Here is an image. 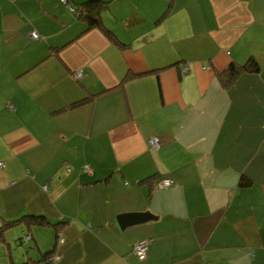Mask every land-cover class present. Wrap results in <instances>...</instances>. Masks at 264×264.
<instances>
[{
    "label": "crops",
    "instance_id": "0c3cea01",
    "mask_svg": "<svg viewBox=\"0 0 264 264\" xmlns=\"http://www.w3.org/2000/svg\"><path fill=\"white\" fill-rule=\"evenodd\" d=\"M99 1L0 0V264H264V0Z\"/></svg>",
    "mask_w": 264,
    "mask_h": 264
},
{
    "label": "trees",
    "instance_id": "16d2710c",
    "mask_svg": "<svg viewBox=\"0 0 264 264\" xmlns=\"http://www.w3.org/2000/svg\"><path fill=\"white\" fill-rule=\"evenodd\" d=\"M60 3L65 5V7H67L70 12L76 15L78 19L83 21L85 25V31H89L91 29H99L103 31L108 38L112 39L117 44H119L115 40V37L112 35V32L104 28V26L102 25L101 14L106 7V4L104 2H101L99 0H90V1L84 2L82 4H78V5H72V4L69 5L67 0H63V2L62 0H60ZM135 23L136 22L134 21V18L132 19L130 18L127 21L128 25H131V24L133 25ZM120 47H123V46L120 45ZM258 71H259V66L256 63V61L254 59H249L243 65H237V64L231 63L224 72L218 74V78L223 83V85L227 87V86H230L237 79L239 75L244 74V73L254 74V73H257ZM127 77L129 78V75ZM77 104H74V105H77ZM164 179H167V178H161L157 182V184L161 180H164ZM171 184H172V181H171ZM239 185L240 187H248L250 185V181L246 178H241ZM20 224H24L25 226L29 228L32 226L51 225L50 222L43 216L23 215L22 217L18 219L4 222L2 226L0 227V237L2 236L5 230L12 228L14 226L20 225ZM58 225L56 224L53 226L55 228ZM52 254L53 253L51 252L46 253L45 255L42 256V258L38 262L30 261L29 263H25V264H49L51 261H53L52 258H54Z\"/></svg>",
    "mask_w": 264,
    "mask_h": 264
},
{
    "label": "built area",
    "instance_id": "2783aa9c",
    "mask_svg": "<svg viewBox=\"0 0 264 264\" xmlns=\"http://www.w3.org/2000/svg\"><path fill=\"white\" fill-rule=\"evenodd\" d=\"M62 2H63V0H62ZM30 37L32 39H37L38 38V34L36 32H34V31H32L30 33ZM186 71H187V68L183 67L182 68V72H186ZM76 77H79V74H77ZM149 145H150V147H152L154 149L158 148V146H159L158 139L156 137L150 139L149 140ZM86 171L88 172V169H86ZM170 185H171V181L168 180V179H164V180H161L157 184V187L160 188V189H165V188L169 187ZM44 189H46V187H44ZM23 240L28 242L30 240V236L29 235L24 236ZM149 243H150L149 240H142V241L136 243L135 246L133 247V252L137 256V258L139 260H143L145 258L146 253L148 251ZM54 259H55V257L52 258V260H54Z\"/></svg>",
    "mask_w": 264,
    "mask_h": 264
},
{
    "label": "water",
    "instance_id": "95a60500",
    "mask_svg": "<svg viewBox=\"0 0 264 264\" xmlns=\"http://www.w3.org/2000/svg\"><path fill=\"white\" fill-rule=\"evenodd\" d=\"M156 217L148 212L143 213H127L121 214L117 217L120 229L123 230L130 226L144 224L148 221L155 220Z\"/></svg>",
    "mask_w": 264,
    "mask_h": 264
}]
</instances>
